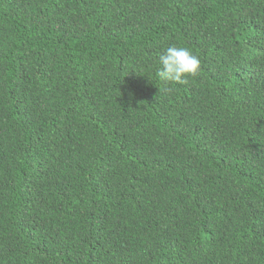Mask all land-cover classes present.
I'll use <instances>...</instances> for the list:
<instances>
[{"label":"trees","instance_id":"trees-1","mask_svg":"<svg viewBox=\"0 0 264 264\" xmlns=\"http://www.w3.org/2000/svg\"><path fill=\"white\" fill-rule=\"evenodd\" d=\"M0 264H264V0H0Z\"/></svg>","mask_w":264,"mask_h":264},{"label":"clouds","instance_id":"clouds-1","mask_svg":"<svg viewBox=\"0 0 264 264\" xmlns=\"http://www.w3.org/2000/svg\"><path fill=\"white\" fill-rule=\"evenodd\" d=\"M159 79L163 82L185 84L198 76L201 60L187 47L172 45L159 55Z\"/></svg>","mask_w":264,"mask_h":264}]
</instances>
